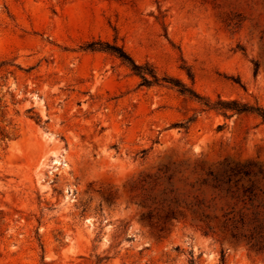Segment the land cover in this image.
Returning <instances> with one entry per match:
<instances>
[{
	"label": "rangeland",
	"instance_id": "1",
	"mask_svg": "<svg viewBox=\"0 0 264 264\" xmlns=\"http://www.w3.org/2000/svg\"><path fill=\"white\" fill-rule=\"evenodd\" d=\"M95 41L264 108V0H0V264H264L261 118Z\"/></svg>",
	"mask_w": 264,
	"mask_h": 264
},
{
	"label": "trees",
	"instance_id": "2",
	"mask_svg": "<svg viewBox=\"0 0 264 264\" xmlns=\"http://www.w3.org/2000/svg\"><path fill=\"white\" fill-rule=\"evenodd\" d=\"M88 48L91 50H101L107 51L118 58L122 59L132 71L141 78L140 85L150 87L153 85L169 86L176 88L180 93L188 95L191 98H195L203 103L205 110H216L222 113L225 117H230L234 114H243L251 113L258 115L262 122L264 123V108L260 106H254L249 103L240 102L237 99H222L218 98L217 101L212 102L210 99L200 96L195 90L188 87L181 80L171 77V76H160L156 68L149 63H137L132 56L122 47L117 44H112L110 42H100L95 41L91 42L88 45ZM257 69V64H256ZM191 77L192 75L189 74ZM238 172H243L239 170ZM245 174H248L247 170L244 171ZM231 176H226L222 178H216L218 182H228L230 181Z\"/></svg>",
	"mask_w": 264,
	"mask_h": 264
}]
</instances>
